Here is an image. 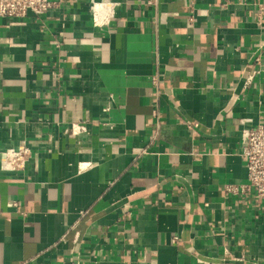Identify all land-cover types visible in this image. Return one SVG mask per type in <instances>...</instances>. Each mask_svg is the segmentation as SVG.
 Listing matches in <instances>:
<instances>
[{
  "label": "crops",
  "instance_id": "0c3cea01",
  "mask_svg": "<svg viewBox=\"0 0 264 264\" xmlns=\"http://www.w3.org/2000/svg\"><path fill=\"white\" fill-rule=\"evenodd\" d=\"M0 16V264H264L245 128L264 0H53ZM72 124L84 130L75 133ZM15 202V204H14Z\"/></svg>",
  "mask_w": 264,
  "mask_h": 264
},
{
  "label": "built area",
  "instance_id": "2783aa9c",
  "mask_svg": "<svg viewBox=\"0 0 264 264\" xmlns=\"http://www.w3.org/2000/svg\"><path fill=\"white\" fill-rule=\"evenodd\" d=\"M157 0H146L148 5H153ZM53 0H0V16L12 19H22L29 14L41 16L55 6ZM114 3L110 0L94 2L91 9L94 12L96 24L101 23L98 14L110 7ZM256 66L253 73L258 74L264 71V61L260 55L255 58ZM82 124H72L75 133L84 130ZM32 149L26 141H22L16 146H9L0 152V162L2 168L8 171L24 170L32 157ZM241 153L243 155L247 170V183H229L225 190L230 194H241L253 188L262 201H264V122L245 128L242 133ZM15 204V202H14Z\"/></svg>",
  "mask_w": 264,
  "mask_h": 264
}]
</instances>
